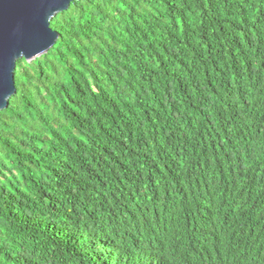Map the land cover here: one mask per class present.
<instances>
[{
	"label": "trees",
	"instance_id": "obj_1",
	"mask_svg": "<svg viewBox=\"0 0 264 264\" xmlns=\"http://www.w3.org/2000/svg\"><path fill=\"white\" fill-rule=\"evenodd\" d=\"M0 111V264H264V0H83Z\"/></svg>",
	"mask_w": 264,
	"mask_h": 264
},
{
	"label": "water",
	"instance_id": "obj_2",
	"mask_svg": "<svg viewBox=\"0 0 264 264\" xmlns=\"http://www.w3.org/2000/svg\"><path fill=\"white\" fill-rule=\"evenodd\" d=\"M83 0H0V111L16 92L15 69L20 59L32 62L56 43L51 20ZM43 34V41L37 36Z\"/></svg>",
	"mask_w": 264,
	"mask_h": 264
},
{
	"label": "snow or ice",
	"instance_id": "obj_3",
	"mask_svg": "<svg viewBox=\"0 0 264 264\" xmlns=\"http://www.w3.org/2000/svg\"><path fill=\"white\" fill-rule=\"evenodd\" d=\"M44 39H46V37L43 36V34H39V35L37 36V40H39V41H43Z\"/></svg>",
	"mask_w": 264,
	"mask_h": 264
}]
</instances>
